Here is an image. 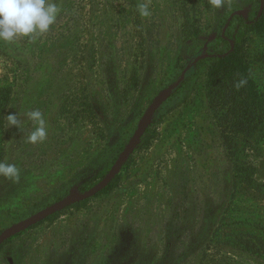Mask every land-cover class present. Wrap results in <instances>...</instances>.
<instances>
[{
	"label": "rangeland",
	"instance_id": "374dc122",
	"mask_svg": "<svg viewBox=\"0 0 264 264\" xmlns=\"http://www.w3.org/2000/svg\"><path fill=\"white\" fill-rule=\"evenodd\" d=\"M53 2L59 13L46 33L0 40V161L20 170L0 177V234L102 181L155 99L194 62L116 184L11 236L0 264H264V125L226 149L202 62L231 48L264 0ZM248 37L264 100V32ZM37 109L47 138L32 144L26 113ZM16 112L20 129L6 118Z\"/></svg>",
	"mask_w": 264,
	"mask_h": 264
},
{
	"label": "trees",
	"instance_id": "16d2710c",
	"mask_svg": "<svg viewBox=\"0 0 264 264\" xmlns=\"http://www.w3.org/2000/svg\"><path fill=\"white\" fill-rule=\"evenodd\" d=\"M243 31L233 36L234 44L230 48L219 52L216 56L202 60L206 65L205 96L212 111L216 124L220 129L226 149L232 150L241 139L250 141L254 134L264 125V100L252 75V63L248 44L249 32H264V6L261 14ZM188 74L186 78H188ZM241 79L246 81L239 89L236 83ZM8 99L0 101V114L6 112ZM147 131V130H146ZM240 158V153L236 155ZM118 175L112 182L96 195L112 188ZM73 192H77L76 189ZM88 200L77 202L70 207H80ZM57 212L35 225L46 220L55 219ZM8 238L6 241H9ZM2 243L0 248L6 243Z\"/></svg>",
	"mask_w": 264,
	"mask_h": 264
},
{
	"label": "clouds",
	"instance_id": "9594fccd",
	"mask_svg": "<svg viewBox=\"0 0 264 264\" xmlns=\"http://www.w3.org/2000/svg\"><path fill=\"white\" fill-rule=\"evenodd\" d=\"M217 6L219 0H215ZM141 17H149L151 12L147 3L138 6ZM59 8L53 0H0V40L14 41L18 36L33 37L36 34L46 33L55 23ZM246 81L241 79L236 83L239 89ZM28 119L35 122L36 127L27 138L28 143L36 144L47 138V127L43 113L32 110L26 113ZM11 127L20 129L21 121L18 113L7 115ZM20 170L12 163L0 161V177L16 180Z\"/></svg>",
	"mask_w": 264,
	"mask_h": 264
},
{
	"label": "water",
	"instance_id": "95a60500",
	"mask_svg": "<svg viewBox=\"0 0 264 264\" xmlns=\"http://www.w3.org/2000/svg\"><path fill=\"white\" fill-rule=\"evenodd\" d=\"M194 59L186 66L180 77L170 86H168L165 90H163L159 96L155 99L151 107L148 109L146 114L144 115L143 119L141 120L134 136L120 155L117 162L114 164V166L111 168L109 173L104 177L102 181H100L98 184H96L91 189L87 190L83 193H73L72 195L54 203L53 205L49 206L48 208L39 211L35 215L29 217L28 219L17 223L4 231L0 234V245L4 243L8 238L15 235L16 233L36 224L42 219H45L48 216H51L62 209L71 206L77 202L83 201L85 199H89L90 197L96 195L103 189H105L112 180L116 177V175L119 173L121 167L127 160L130 153L133 151V149L136 147V145L139 143L142 135L144 134L145 130L151 123L152 117L156 109L167 99L169 98L173 92L181 85V83L185 80L187 74L189 73L190 69L192 68Z\"/></svg>",
	"mask_w": 264,
	"mask_h": 264
}]
</instances>
